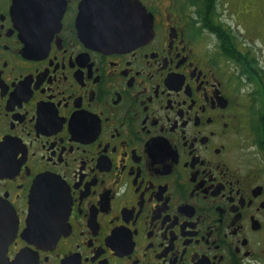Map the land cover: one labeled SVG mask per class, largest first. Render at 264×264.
Returning <instances> with one entry per match:
<instances>
[{"label":"flooded vegetation","instance_id":"flooded-vegetation-1","mask_svg":"<svg viewBox=\"0 0 264 264\" xmlns=\"http://www.w3.org/2000/svg\"><path fill=\"white\" fill-rule=\"evenodd\" d=\"M16 1L0 0V201L17 222L0 264H264V0H128L142 37L116 50L80 38L84 0ZM38 177L67 211L30 243Z\"/></svg>","mask_w":264,"mask_h":264},{"label":"water","instance_id":"water-1","mask_svg":"<svg viewBox=\"0 0 264 264\" xmlns=\"http://www.w3.org/2000/svg\"><path fill=\"white\" fill-rule=\"evenodd\" d=\"M27 3L16 1L15 6ZM95 5L89 11L88 5ZM26 8H21L24 11ZM132 5L128 0H84L78 16V34L90 47L104 50H116L122 45L142 37L126 28L124 23L127 10ZM88 23H85V21ZM47 195L55 196L48 200ZM45 196L41 199L39 197ZM63 186L56 180L38 177L31 190L29 213L26 226L21 235L30 243L54 241L61 232V214L67 211V202H63ZM48 203L43 208L39 204ZM52 203L51 206L49 204ZM11 213V212H10ZM9 209L0 201V260L5 257L6 247L17 231L16 217L11 216ZM32 236L41 238L32 239ZM52 238V239H51Z\"/></svg>","mask_w":264,"mask_h":264}]
</instances>
